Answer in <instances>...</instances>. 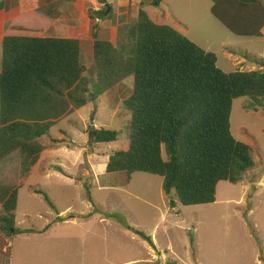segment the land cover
<instances>
[{
    "label": "rangeland",
    "instance_id": "obj_1",
    "mask_svg": "<svg viewBox=\"0 0 264 264\" xmlns=\"http://www.w3.org/2000/svg\"><path fill=\"white\" fill-rule=\"evenodd\" d=\"M150 1L22 0L35 14L19 23L41 28L42 37L79 39L89 75L92 32L115 44L118 28L136 20L141 8L156 24H175L214 53L224 72H264V38L232 34L211 14L212 0H165L158 8ZM50 5L52 15L60 16L56 22L43 17ZM132 87V78L123 80L41 138L46 151L18 192L17 230L6 242L0 238V264H264V111L252 109L248 97L233 102L231 133L251 146L255 161L244 182H220L213 204L172 208L174 195L163 192L161 177L135 173L128 179L125 172L104 169L110 155L128 147L130 115L123 102ZM100 129L121 133L116 142L90 144ZM18 172L17 152L0 162L1 183L18 182Z\"/></svg>",
    "mask_w": 264,
    "mask_h": 264
},
{
    "label": "trees",
    "instance_id": "obj_2",
    "mask_svg": "<svg viewBox=\"0 0 264 264\" xmlns=\"http://www.w3.org/2000/svg\"><path fill=\"white\" fill-rule=\"evenodd\" d=\"M163 1L151 0L150 6L158 8ZM212 1L211 14L232 34L262 37L264 0ZM50 8L45 7L47 17L58 18ZM41 30L14 22L1 41L0 162L15 152L20 159L18 182H0L5 237L17 230L18 192L46 149L41 138L73 110L94 104L127 78L133 79L132 93L123 102L130 115L128 147L110 155L107 173L161 177L175 208L177 203H215L220 182L239 185L255 167L251 146L233 137L230 118L233 102L243 97L252 109L264 111L262 70L224 72L214 53L171 26L156 24L141 8L136 20L118 28L115 44L92 32L89 75L79 39L42 37ZM95 133L90 144L116 142L121 132ZM34 193L55 210L46 194ZM135 233L153 246L150 237Z\"/></svg>",
    "mask_w": 264,
    "mask_h": 264
},
{
    "label": "crops",
    "instance_id": "obj_3",
    "mask_svg": "<svg viewBox=\"0 0 264 264\" xmlns=\"http://www.w3.org/2000/svg\"><path fill=\"white\" fill-rule=\"evenodd\" d=\"M165 1V0H164ZM163 1V2H164ZM27 4H28V2H27ZM163 4V3H162ZM24 6H25V4L22 2V0H0V42L2 41V39H3V37H4V34H5V31H6V29H7V24H9V25H11L12 23H14V22H18L19 23V21L22 19V20H24V17H29L30 16V14L33 12V14H35L34 13V10L32 11L30 8H28V10L27 9H24ZM212 7V6H211ZM211 9V8H210ZM24 10H27V11H24ZM43 16V15H42ZM22 17V18H21ZM44 17V19H50V20H53V21H58L60 18V16L58 17V18H55V19H51V18H49V17H46V16H43ZM168 16L166 15V18H167ZM160 20H162V18H160ZM25 21V20H24ZM30 21V20H29ZM28 21V22H29ZM22 22V21H21ZM26 23V22H25ZM174 29H176L178 32H183L180 28H178V26L177 25H175L174 24ZM243 38H246V37H243ZM262 38H264V28H263V30H262ZM229 57H232L233 58V56L229 53V55H228ZM239 58V57H238ZM236 60H238V59H236ZM244 64V63H243ZM239 65V64H238ZM249 65H254V64H252V63H250ZM244 66H246V63L244 64ZM254 70H261V69H254ZM254 70H248V71H254ZM239 71V70H238ZM247 71V72H248ZM45 151H46V149H45ZM45 151H43V153L41 154V157H40V159H39V161L37 162V164L31 169V171L35 168V167H37L38 168V166H39V164H40V161H41V158H43V154H44V152ZM6 158H8V157H6ZM5 158V159H6ZM5 159H3L2 161H4ZM88 161H89V159H88ZM108 161V160H107ZM19 163H20V159H19ZM106 164H107V162H106ZM20 166V165H19ZM36 169V168H35ZM104 169L106 170V165H105V167H104ZM31 171H30V173H31ZM30 173H29V175H30ZM29 175H28V177H29ZM47 176H54V175H52V174H47ZM27 177V178H28ZM27 178L24 180V182L27 180ZM22 188V187H21ZM18 200H19V193H18ZM0 210H1V213H2V207H1V204H0ZM1 215V214H0ZM58 217H60V216H57V218ZM57 218L55 219V221H57ZM46 228H50V226H48L47 225V227ZM44 229V230H42V231H40V232H46V230L47 229ZM0 238H4L5 239V242L6 241H8V238L7 237H5L3 234H1L0 233ZM4 251H5V248L3 247V249H2V252L4 253Z\"/></svg>",
    "mask_w": 264,
    "mask_h": 264
},
{
    "label": "water",
    "instance_id": "obj_4",
    "mask_svg": "<svg viewBox=\"0 0 264 264\" xmlns=\"http://www.w3.org/2000/svg\"><path fill=\"white\" fill-rule=\"evenodd\" d=\"M102 2H104L105 0H101ZM93 135H95V132H94V134ZM85 162H87L86 161V158H85ZM86 166H87V163H86ZM87 167H89V166H87ZM88 173V172H87Z\"/></svg>",
    "mask_w": 264,
    "mask_h": 264
}]
</instances>
